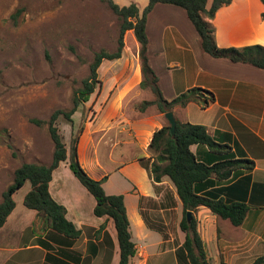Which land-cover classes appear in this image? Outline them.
Instances as JSON below:
<instances>
[{
    "label": "crops",
    "instance_id": "0c3cea01",
    "mask_svg": "<svg viewBox=\"0 0 264 264\" xmlns=\"http://www.w3.org/2000/svg\"><path fill=\"white\" fill-rule=\"evenodd\" d=\"M263 11L262 0H230L220 6L209 19L217 46H264ZM145 29L149 63L165 99L191 87L214 96L205 108L194 102L175 105L171 110L175 119L206 126L236 157L254 161L249 180L242 174L211 188L220 189L213 195L227 201L242 199L247 191L249 210L241 225L234 226L204 206L192 212L213 264L217 260L250 264L264 253V69L204 52L197 31L179 6L155 4ZM138 49V42L128 45L124 35L121 56L101 62L100 82L87 101L92 112L81 127L77 157L90 176L103 179L106 194L123 196L136 250L130 264H180L183 206L169 178L155 182L148 168L153 159L150 139L166 119L154 104L135 111L141 101L154 99L149 88L140 87ZM107 64L111 66L106 68ZM66 148L68 154L69 144ZM190 149L198 158L212 160L206 145L192 144ZM30 189L25 181L13 194L14 208L0 227V264H118L113 220L93 213L95 199L74 176L68 160L53 169L48 190L79 230L77 237L55 232L23 204ZM227 233L232 237H225Z\"/></svg>",
    "mask_w": 264,
    "mask_h": 264
},
{
    "label": "trees",
    "instance_id": "16d2710c",
    "mask_svg": "<svg viewBox=\"0 0 264 264\" xmlns=\"http://www.w3.org/2000/svg\"><path fill=\"white\" fill-rule=\"evenodd\" d=\"M108 8L119 19L117 48L107 51L103 48L96 51L89 64V73L82 79L80 86L73 91L72 106L65 110H54L47 120L30 118L37 126L47 125V130L53 142L52 159L49 163L23 162L13 173L12 182L2 192L0 201V227L5 222L8 214L14 208L13 194L21 188L25 181H29L31 189L24 195L23 204L34 209L43 217L48 226L55 232L69 238L79 235L74 225L65 217V208L56 202L50 195L48 183L53 169L60 161L68 160V165L74 176L94 197L93 213L96 216H106L113 220L117 241L119 245L118 264H130L131 257L135 254L131 229L126 215L123 196L121 194L108 195L102 187L103 179H95L89 175L77 157V143L80 132L71 139L67 154L66 144L56 125L60 115L70 124L71 131L75 130L73 113L77 107L88 100L99 84L98 68L103 60H113L121 56L124 48V35L127 30H132L139 44L138 58L142 79L141 88H149L154 95L153 100H143L139 110H144L148 105L154 104L157 109L165 113L171 111L175 105L181 107L189 102L205 108L214 100L212 92L201 88L191 87L179 93L171 100L164 98L159 85L158 77L152 69L147 55L146 17L148 12L157 3L173 4L183 8L187 17L193 24L199 37L201 49L213 57H222L233 62L247 63L264 69V46L260 44L242 47H218L214 39V28L209 21L215 11L230 0H148L140 9L135 2L119 5L114 0H105ZM264 4V0H262ZM264 17V11L261 13ZM175 132L172 135L170 127L164 124L155 130L149 142V149L153 159L148 166L153 181H161L167 176L172 182L175 191L183 206V216L180 220V229L185 238L178 250L180 264H213L208 254L206 245L198 230V221L192 214L187 219V211L194 212L199 206L207 207L216 216L228 219L234 226L242 224L249 205L245 200L247 191L242 199L225 200L222 196L213 195V186L249 174L254 168V161L245 157H236L231 148L216 141L215 136L208 133L206 126L188 121L175 119ZM192 144L206 145L211 155L210 159H200L190 149ZM142 160V159H141ZM242 183V180L241 182ZM181 253V256H180ZM221 264H226L221 262ZM250 264H264V253L257 256Z\"/></svg>",
    "mask_w": 264,
    "mask_h": 264
},
{
    "label": "rangeland",
    "instance_id": "374dc122",
    "mask_svg": "<svg viewBox=\"0 0 264 264\" xmlns=\"http://www.w3.org/2000/svg\"><path fill=\"white\" fill-rule=\"evenodd\" d=\"M116 1L135 2L141 9L148 2ZM119 23L105 0H0V201L21 163L52 159L47 125L29 119L47 120L54 110L71 108L73 91L88 75L94 53L116 50ZM125 42H136L132 30L126 31ZM87 101L73 113V132L62 115L56 120L69 147L91 115Z\"/></svg>",
    "mask_w": 264,
    "mask_h": 264
},
{
    "label": "water",
    "instance_id": "95a60500",
    "mask_svg": "<svg viewBox=\"0 0 264 264\" xmlns=\"http://www.w3.org/2000/svg\"><path fill=\"white\" fill-rule=\"evenodd\" d=\"M164 117L167 120L169 127H170V132L173 135L175 132V125H176V121H175V117L173 115V112L172 111L165 112ZM186 216H187V219L189 220L190 217L192 216L191 211H187Z\"/></svg>",
    "mask_w": 264,
    "mask_h": 264
}]
</instances>
